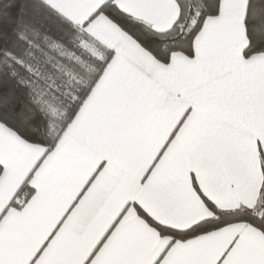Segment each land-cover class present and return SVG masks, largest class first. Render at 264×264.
<instances>
[{"label":"snow or ice","instance_id":"obj_1","mask_svg":"<svg viewBox=\"0 0 264 264\" xmlns=\"http://www.w3.org/2000/svg\"><path fill=\"white\" fill-rule=\"evenodd\" d=\"M0 264H264V0H0Z\"/></svg>","mask_w":264,"mask_h":264}]
</instances>
